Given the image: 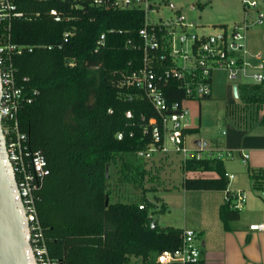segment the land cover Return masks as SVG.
I'll list each match as a JSON object with an SVG mask.
<instances>
[{
    "label": "trees",
    "instance_id": "16d2710c",
    "mask_svg": "<svg viewBox=\"0 0 264 264\" xmlns=\"http://www.w3.org/2000/svg\"><path fill=\"white\" fill-rule=\"evenodd\" d=\"M14 3L21 14L2 22L0 33H10L11 42L24 46L11 56L15 78L26 93L37 91L18 119L29 148L39 150L49 168L34 193L51 256L60 264H205L202 255L198 262L157 260L163 251L182 245L185 230L159 223L155 215L168 209L160 197L144 194L141 203L110 201L106 168L112 154L146 148L152 141L149 119L158 117L152 103L136 94L140 91L119 84L144 65L139 35L144 11L86 1L72 7L70 0ZM52 8L58 9L60 20L54 19ZM3 24H10L9 29ZM102 33L105 40L99 46ZM164 91L168 102L185 96L177 80H170ZM185 132L197 134L200 128ZM182 168L218 173L184 177L187 190L228 188L222 159L188 158ZM220 215L228 226L239 210L224 203Z\"/></svg>",
    "mask_w": 264,
    "mask_h": 264
},
{
    "label": "built area",
    "instance_id": "2783aa9c",
    "mask_svg": "<svg viewBox=\"0 0 264 264\" xmlns=\"http://www.w3.org/2000/svg\"><path fill=\"white\" fill-rule=\"evenodd\" d=\"M70 1L72 7H78L82 5V1H86L97 7L144 11L145 25L139 30L144 51V65L139 70L125 75L119 83L120 86L140 91L136 94L148 99L158 112V117L149 119L152 141L146 148L137 151L140 157L150 158L158 152L167 153L171 150L182 153L183 161L194 157L197 159L216 157L225 161L234 157L235 150L211 149L202 144H195L194 147L186 145L189 134L185 129L190 126V107L187 102L211 95V77L216 68L228 71L231 79L241 73L252 77L256 83H263V51L249 49L247 30L252 24H264V0H242L247 9L258 8L254 20L222 26L220 32L214 34L193 30L196 24L188 22L186 16L179 10L174 17L150 21V14L159 9L153 0ZM16 8L14 0H0V25L12 16L21 14ZM50 12L55 20L61 19L57 8H52ZM3 25L6 29L10 27V24ZM69 35V32L65 33L66 37ZM10 36V33H0L1 126L16 176L20 200L27 216L30 244L36 264H60V261L49 253L34 193L43 178L49 174L47 160L39 150L29 148L28 135L19 127L18 113L24 103L33 100V95L37 91L28 94L16 81L11 56L15 52H21L24 46L11 42ZM104 40L105 33H102L98 41L99 46L104 44ZM252 59L260 61L251 63ZM69 63L73 65L74 59ZM249 68L260 71L252 73ZM170 80H177L180 88L185 91L184 97L172 102H168L164 91ZM131 115V111H128L127 116ZM148 129L149 126H146L145 130ZM118 137H122V133H119ZM239 151L244 160L248 158L246 152ZM225 174L229 179L234 177V174L227 171ZM262 194L264 196V190ZM224 199L231 208L241 210L247 201V194L241 189L230 190ZM154 225L153 222L152 226ZM249 227L251 230L263 231L264 218L251 223ZM201 255L196 231L193 228H186L182 245L175 250L163 251L157 260L162 263L198 262Z\"/></svg>",
    "mask_w": 264,
    "mask_h": 264
},
{
    "label": "rangeland",
    "instance_id": "374dc122",
    "mask_svg": "<svg viewBox=\"0 0 264 264\" xmlns=\"http://www.w3.org/2000/svg\"><path fill=\"white\" fill-rule=\"evenodd\" d=\"M153 1L159 9L150 14V21L174 17L179 10L186 16L188 22L196 24L193 30L204 33H218L221 24L227 23L230 26L236 22L241 24L245 19L242 0ZM254 14L252 9L251 17ZM250 27L247 33L249 47L251 50L264 49V24H252ZM258 61L260 60L252 59L250 62ZM249 70L252 73L260 71L250 68ZM212 77L211 98L189 101L192 116L201 114L200 135L208 139L210 144L215 140L224 139L232 127H238L239 116L242 115L245 106L239 99L240 96L239 98L235 96L233 86H237L239 95L245 85L250 88L256 83L252 77L241 73L231 79L228 71L220 68L213 70ZM230 88L233 99L229 94ZM200 135L188 137L186 145L193 147L194 140ZM182 164L183 154L173 150L167 153L158 152L150 158L140 157L137 152H114L109 162L107 177L110 201L141 203L144 194L150 199L158 196L168 205L166 212L155 215L161 225L196 228L202 216L211 213V206L203 199V191H187L183 187V179L187 174L183 171ZM221 200L219 198V201ZM136 261L138 259L134 258L132 262Z\"/></svg>",
    "mask_w": 264,
    "mask_h": 264
},
{
    "label": "crops",
    "instance_id": "0c3cea01",
    "mask_svg": "<svg viewBox=\"0 0 264 264\" xmlns=\"http://www.w3.org/2000/svg\"><path fill=\"white\" fill-rule=\"evenodd\" d=\"M244 8V21H252L251 18L254 20L258 8L247 9L245 6ZM252 9L255 14L251 17ZM223 24L220 26H224ZM197 32L204 33L203 31ZM249 49L251 50L250 47ZM258 50L264 51V49L251 51ZM212 81L213 77H211V85ZM240 93L238 95V91H236L235 96L238 98L240 96L239 99L244 103L245 108L242 115L239 116L238 127H232L230 133L225 134L224 139L215 140L211 144L208 139L200 135L201 114L192 116L190 112L189 127H198L200 132L189 134L188 137L200 135L199 138L205 140L206 146L211 149L235 150L234 157L224 161L226 171L234 174V177L229 179L228 188L226 190H199L203 191V199L210 204L211 213L203 215L196 228L189 227L197 230V244L201 248L205 264H264V230H251L249 227L251 223L264 218V196L262 194L264 190V83H254L250 88L245 85ZM229 94L233 99L231 88ZM211 96L212 91L211 95L205 98H211ZM189 101L187 102L188 106ZM197 139L193 142L194 146L197 144ZM239 150L246 152L249 155L248 158L244 160ZM185 173L191 177L218 176L215 171H188ZM236 189L246 192L247 201L239 210V217L231 220L228 222V226H225L220 215V207L225 203L226 193ZM219 198L222 200L219 201Z\"/></svg>",
    "mask_w": 264,
    "mask_h": 264
},
{
    "label": "water",
    "instance_id": "95a60500",
    "mask_svg": "<svg viewBox=\"0 0 264 264\" xmlns=\"http://www.w3.org/2000/svg\"><path fill=\"white\" fill-rule=\"evenodd\" d=\"M0 73V99H1ZM236 93L237 86L234 85ZM198 145H207L198 138ZM106 174L108 175V168ZM109 198H106V204ZM0 264H36L28 229L27 216L20 200L17 180L10 162L0 116Z\"/></svg>",
    "mask_w": 264,
    "mask_h": 264
}]
</instances>
